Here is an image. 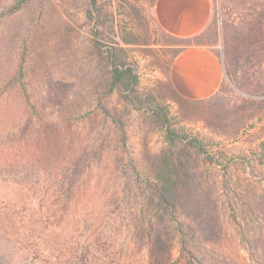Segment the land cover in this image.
<instances>
[{"label": "rangeland", "instance_id": "374dc122", "mask_svg": "<svg viewBox=\"0 0 264 264\" xmlns=\"http://www.w3.org/2000/svg\"><path fill=\"white\" fill-rule=\"evenodd\" d=\"M213 2L208 29L187 39L158 26L153 0H99L109 16L100 25L87 15L89 0H0V132L36 123L20 79L53 122L23 137L24 161L53 164L39 173L28 172V163L25 175L12 174L9 165L20 155L0 139V246L7 252L27 264H158L134 229L143 195L131 174L142 178L152 169L164 132L148 114L125 108L117 92L108 93L102 50L114 41L127 50L141 90L166 105L173 122L214 156H200L196 165L203 198L201 235L192 242L196 260L264 264V163L255 155L264 137V109L250 103L264 96H251L243 69L228 74L226 55V42L244 30L249 7L264 0ZM194 42L214 49L225 69L219 90L203 100L182 96L170 81L174 55ZM113 113L124 131L114 125ZM80 155L87 159L73 191L77 215L59 217L57 165ZM185 260L177 236L170 258L159 264Z\"/></svg>", "mask_w": 264, "mask_h": 264}, {"label": "trees", "instance_id": "16d2710c", "mask_svg": "<svg viewBox=\"0 0 264 264\" xmlns=\"http://www.w3.org/2000/svg\"><path fill=\"white\" fill-rule=\"evenodd\" d=\"M89 3L92 7L89 8L87 15L95 20L96 25L109 19L108 14L103 13L99 0H89ZM17 7H21L20 1L14 6ZM248 16L247 20L242 21L244 30L235 32L231 41L226 42L227 64L230 67L228 74L243 69L245 83L251 96H264V2L254 3L249 7ZM225 28L227 29V25H224ZM104 47L102 55L109 67L108 93L117 92L125 108L148 114L152 122L164 132V148L157 156L152 169L143 174L142 178L139 173L131 174V182L137 185L143 195L141 216H137L134 221L137 238L146 241L151 256L159 264L163 259L170 258L174 239L179 236L182 257L187 259L183 264H199L192 248V242L199 240L201 235L198 221L203 199L198 192L196 165L200 156L207 161H214V156L207 151L197 136L189 134L173 122L166 105L158 101L152 93L141 90L139 75L123 46L113 41L105 43ZM18 82L31 104L33 120L37 125L33 123V127L27 121L24 126L7 127L0 132V139L4 140V143L9 142L10 147L20 155V158L9 165L12 174L25 175L23 168H27L28 163H30L28 172L39 173L42 167H52L53 164H46V160H43V165H36L34 161H24V150L27 146L23 137L26 132L29 133L30 128H34L32 133H36L41 126L50 129L53 122L48 119L50 113L47 114L45 109L37 105L35 96L29 91L27 80L20 79ZM250 103L257 110L264 109V100L253 99ZM111 117L116 128L124 131V123L120 116L113 113ZM56 146L55 144L54 147ZM255 155L260 163H264V137L260 140ZM85 159L87 158L83 155L77 159L63 158V162L57 165L62 173L61 179L56 182L59 193L54 191V194L55 201L60 202V205L54 212L59 217L77 215V207L73 205V191L80 173L86 166L82 164ZM58 168L53 171L58 172ZM0 264L27 263L22 256H17L16 252H7L6 246H0Z\"/></svg>", "mask_w": 264, "mask_h": 264}, {"label": "crops", "instance_id": "0c3cea01", "mask_svg": "<svg viewBox=\"0 0 264 264\" xmlns=\"http://www.w3.org/2000/svg\"><path fill=\"white\" fill-rule=\"evenodd\" d=\"M152 14L158 26L177 38H196L210 26L213 0H154ZM225 75L221 57L210 46L191 43L173 59L170 81L176 91L192 100L214 95Z\"/></svg>", "mask_w": 264, "mask_h": 264}]
</instances>
